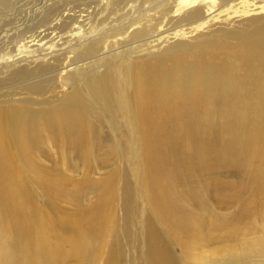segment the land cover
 Returning a JSON list of instances; mask_svg holds the SVG:
<instances>
[{
    "label": "rangeland",
    "instance_id": "374dc122",
    "mask_svg": "<svg viewBox=\"0 0 264 264\" xmlns=\"http://www.w3.org/2000/svg\"><path fill=\"white\" fill-rule=\"evenodd\" d=\"M30 1L19 2L24 10L15 11L14 20L25 23ZM53 1L64 13L91 12L94 7L87 0H48L43 5ZM144 5L153 6L140 7ZM41 6L36 0L30 17H39ZM167 45L162 44L164 49ZM177 55L182 62L166 55L153 75L178 70L175 86L165 84L156 91L165 88L162 93L168 92L170 105L179 109L189 101L181 104V114L156 126L161 137L146 145L149 150L143 143L131 145L123 121L110 126L94 111L84 110V138L78 135L79 123L65 118L68 109L63 107L28 122L27 137L20 132L28 125L6 130L0 142L10 153L8 166L0 170V264H38V259L39 264H106L109 256L114 259L108 264H145L146 235L160 239L176 264H219L218 258L229 250L238 256V264H247L245 248L259 246L264 262V125L241 106L225 108L223 98L233 84L222 83V94L217 88L200 93L205 79L194 77V57ZM214 56L206 53L210 62ZM232 76H240L239 70ZM6 102L0 108L13 104ZM2 121L8 124L6 117ZM18 135L27 146L13 142ZM100 214L109 220L100 234L92 235V220Z\"/></svg>",
    "mask_w": 264,
    "mask_h": 264
},
{
    "label": "bare ground",
    "instance_id": "6f19581e",
    "mask_svg": "<svg viewBox=\"0 0 264 264\" xmlns=\"http://www.w3.org/2000/svg\"><path fill=\"white\" fill-rule=\"evenodd\" d=\"M20 1L0 0V103H13L0 108V142L7 129L28 125L47 110L63 107L68 109L65 118H74L72 122L79 123L81 138L88 128L83 119L84 110L94 111L97 118L102 117L110 126L117 120L123 121L133 138L131 145L143 143L140 146L149 150L146 145L161 137L156 126L182 112L181 104L189 101L180 103L179 109L178 104L170 105L171 95L162 93L165 88L156 91L160 86L174 83L178 70L162 77L153 75L166 55L182 62L183 57L176 56L178 52L194 57L190 67L197 70L194 77L201 74L205 79L200 93L217 88L222 94L225 91L221 89L222 83L229 82L235 88L229 91L226 99L224 96L225 108L241 106L247 114L258 115L264 125V0H87L94 4L91 12L72 13H64L55 1L48 4L50 6L46 4L47 7L44 5L48 0H40L41 13H37L40 15L36 19L33 15L36 0H33L29 13L24 14L25 23L12 18L15 11L24 10ZM145 3L153 6L140 7ZM229 19L232 20L228 22ZM230 24L235 26L228 28ZM205 29L208 32L202 33ZM195 35L198 36L194 41L188 42ZM166 43L169 45L164 49L162 44ZM206 53L215 54L211 62ZM233 70H239L240 76H232ZM60 93L63 94L59 96ZM3 117L8 124L3 123ZM29 126H26L27 131L20 132L21 136L26 134L24 137H27ZM20 135L19 140L16 136L13 142L17 140L21 146H27ZM5 148L2 143L0 170L6 168L5 164L8 166L10 153ZM108 220L107 215H98L92 220L91 234H100ZM168 224L174 230L170 221ZM22 239L25 238L20 237V243L27 254V244L23 246ZM144 240L145 264H176L160 239L146 235ZM81 248L84 250L75 246V249ZM245 249L249 257L247 264H264L260 261L263 257L261 246ZM229 251L221 254L219 264H226L224 258H228L227 264H238L235 261L238 256ZM93 252L99 254L97 250ZM113 259L107 257L106 264Z\"/></svg>",
    "mask_w": 264,
    "mask_h": 264
}]
</instances>
